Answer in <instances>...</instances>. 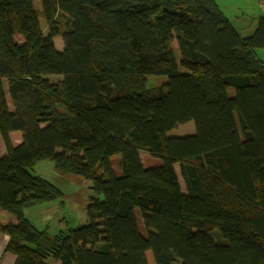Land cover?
Returning <instances> with one entry per match:
<instances>
[{
  "label": "trees",
  "instance_id": "trees-1",
  "mask_svg": "<svg viewBox=\"0 0 264 264\" xmlns=\"http://www.w3.org/2000/svg\"><path fill=\"white\" fill-rule=\"evenodd\" d=\"M41 4L0 0V231L16 264H149V250L156 264H264V15L242 35L216 0ZM189 121L195 133L168 135ZM43 160L91 181L88 222L51 234L29 218L66 197L34 173Z\"/></svg>",
  "mask_w": 264,
  "mask_h": 264
},
{
  "label": "rangeland",
  "instance_id": "rangeland-1",
  "mask_svg": "<svg viewBox=\"0 0 264 264\" xmlns=\"http://www.w3.org/2000/svg\"><path fill=\"white\" fill-rule=\"evenodd\" d=\"M219 6L224 10L227 17L231 20L233 25L240 31L242 35H249L254 32L257 26L258 17L264 15V0H216ZM36 8H41V0H33ZM47 19L42 16L40 18V24L43 28L47 26ZM16 41L22 43L23 37L20 34L15 36ZM60 48L64 47L62 36L59 35L56 39ZM173 47L175 49L178 61L181 60L180 48L178 40L173 41ZM51 80L60 79L61 75H50ZM168 80V76L164 74H150L147 76V86L153 87L163 84ZM196 132L194 121L178 124L175 128L168 132L170 136H182L193 134ZM13 144H18L22 140L23 133L21 131H14L11 133ZM1 150V149H0ZM141 159L146 167L156 166L161 163V159L151 156L148 152L141 151ZM120 154H115L111 158L113 168L117 173H120ZM177 172L179 174L180 182L184 191H186L185 181L180 173V167L176 165ZM34 173L41 175L63 190L66 194L62 205L53 207V204L41 206L40 210L27 211L28 216H32L33 223L38 226H48L51 234L56 233L60 227L78 226L88 222L87 207L92 195L91 181L83 178L82 176L72 173H61L54 167V162L51 160H43L36 163L34 166ZM67 203V204H66ZM52 205V206H49ZM53 207V208H50ZM31 213V214H30ZM139 224L144 232V225L142 218L137 211ZM47 228V227H46ZM219 230L215 229L214 233H218ZM217 236H219L217 234ZM147 257L149 264H156L153 258L152 251H147ZM53 259L49 262L53 263ZM55 264H59L55 262ZM174 264H182L181 259L175 261Z\"/></svg>",
  "mask_w": 264,
  "mask_h": 264
},
{
  "label": "crops",
  "instance_id": "crops-1",
  "mask_svg": "<svg viewBox=\"0 0 264 264\" xmlns=\"http://www.w3.org/2000/svg\"><path fill=\"white\" fill-rule=\"evenodd\" d=\"M57 37L58 36H56L54 38L56 48L58 50L62 51L64 49V47L60 48L58 46L57 41H56ZM257 53L259 54V56H261L264 59V48H259L257 50ZM5 86H6V90H8V83L7 82H5ZM7 99H8V103H9L10 107L13 108V104H12L9 92H7ZM0 149H1L0 150V155L5 154L6 148L4 146V143H3L1 135H0ZM52 204H53V207H57L59 205H62V204H58V203H52ZM49 206H52V205H49ZM53 207H50V208H53ZM40 209H41V207L37 206V207L30 208L29 210L35 211V210H40ZM1 217H3L4 221H6V219H10V217L7 216L6 213L3 212V211H1ZM31 217H29V218L33 221V219ZM9 241H10V236L7 233H4V232L0 231V264H16V256H15V254L12 253L11 251L7 250V245L9 243Z\"/></svg>",
  "mask_w": 264,
  "mask_h": 264
}]
</instances>
